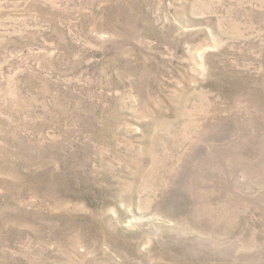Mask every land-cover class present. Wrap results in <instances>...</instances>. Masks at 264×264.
<instances>
[{
	"label": "rangeland",
	"instance_id": "1",
	"mask_svg": "<svg viewBox=\"0 0 264 264\" xmlns=\"http://www.w3.org/2000/svg\"><path fill=\"white\" fill-rule=\"evenodd\" d=\"M0 264H264V0H0Z\"/></svg>",
	"mask_w": 264,
	"mask_h": 264
}]
</instances>
